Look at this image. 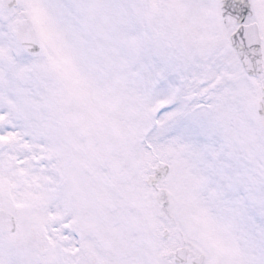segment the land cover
Returning a JSON list of instances; mask_svg holds the SVG:
<instances>
[{
	"label": "snow or ice",
	"instance_id": "obj_1",
	"mask_svg": "<svg viewBox=\"0 0 264 264\" xmlns=\"http://www.w3.org/2000/svg\"><path fill=\"white\" fill-rule=\"evenodd\" d=\"M0 264H264V0H0Z\"/></svg>",
	"mask_w": 264,
	"mask_h": 264
}]
</instances>
